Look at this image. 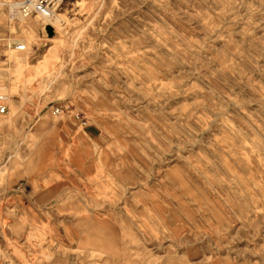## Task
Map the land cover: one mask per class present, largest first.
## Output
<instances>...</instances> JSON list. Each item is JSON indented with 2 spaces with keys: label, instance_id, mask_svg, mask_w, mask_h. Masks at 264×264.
Here are the masks:
<instances>
[{
  "label": "rangeland",
  "instance_id": "obj_1",
  "mask_svg": "<svg viewBox=\"0 0 264 264\" xmlns=\"http://www.w3.org/2000/svg\"><path fill=\"white\" fill-rule=\"evenodd\" d=\"M20 1L0 264H264V0Z\"/></svg>",
  "mask_w": 264,
  "mask_h": 264
},
{
  "label": "built area",
  "instance_id": "obj_2",
  "mask_svg": "<svg viewBox=\"0 0 264 264\" xmlns=\"http://www.w3.org/2000/svg\"><path fill=\"white\" fill-rule=\"evenodd\" d=\"M59 0H21L16 9L19 10L24 16L39 15L44 19H50L54 15V11L58 9ZM16 49L24 50V44L15 45ZM8 107L3 101H0V116L6 115ZM54 115H59L63 112L62 107L55 106L52 110ZM78 118H81L77 115ZM82 124H85V120H82Z\"/></svg>",
  "mask_w": 264,
  "mask_h": 264
},
{
  "label": "bare ground",
  "instance_id": "obj_3",
  "mask_svg": "<svg viewBox=\"0 0 264 264\" xmlns=\"http://www.w3.org/2000/svg\"><path fill=\"white\" fill-rule=\"evenodd\" d=\"M30 1H33V0H30ZM62 1H64V0H59V2H58V7L61 6ZM19 3H20V2H18L17 5H18ZM57 10H58V9H57ZM57 10L54 11V15H53V17L50 18V19H44V18H42V17L39 16V15H35V16H24L21 12H19V10H18V12H19V14L22 16V18H24V19H26V20H30V19H32V18H35V19L38 18L39 21L43 22L44 24H47V23H49L51 20L54 19ZM12 41H14V38H10V39H9V42H10V43H11ZM18 44H24V45H25V49H24V50H18V49H16V47H15V50H17L18 52H25V53H26V52L29 50V47H28L25 43L19 42ZM18 44H15V45H18ZM10 50H11V47H10ZM10 100H11V96H10L9 94H7L6 92H5V93H4V92H3V93H0V101H3V103H5V104L7 105V107H8V104H10ZM59 115H60V114H59Z\"/></svg>",
  "mask_w": 264,
  "mask_h": 264
}]
</instances>
